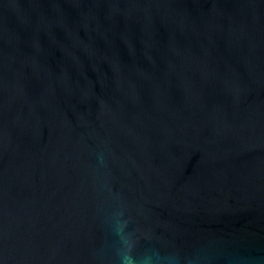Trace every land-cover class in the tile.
<instances>
[{
  "label": "water",
  "instance_id": "water-1",
  "mask_svg": "<svg viewBox=\"0 0 264 264\" xmlns=\"http://www.w3.org/2000/svg\"><path fill=\"white\" fill-rule=\"evenodd\" d=\"M0 264H264V0H0Z\"/></svg>",
  "mask_w": 264,
  "mask_h": 264
}]
</instances>
